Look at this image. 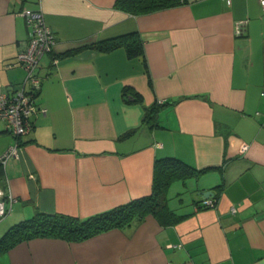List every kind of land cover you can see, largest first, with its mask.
I'll return each mask as SVG.
<instances>
[{
    "label": "crops",
    "instance_id": "0c3cea01",
    "mask_svg": "<svg viewBox=\"0 0 264 264\" xmlns=\"http://www.w3.org/2000/svg\"><path fill=\"white\" fill-rule=\"evenodd\" d=\"M114 2L0 0L1 91L25 77L16 64L30 30L23 10L41 8L56 37L35 98L45 111L1 168L0 190L13 200L0 240L36 211L84 218L150 195L156 159L210 169L169 185L170 208L189 214L176 223L147 215L81 241L3 242L0 264H264V6L185 0L133 15ZM132 31L142 55L88 47ZM160 101L152 123L144 105ZM14 140L1 122L0 154ZM187 188L195 194L184 200ZM204 190L215 206L196 209Z\"/></svg>",
    "mask_w": 264,
    "mask_h": 264
},
{
    "label": "trees",
    "instance_id": "16d2710c",
    "mask_svg": "<svg viewBox=\"0 0 264 264\" xmlns=\"http://www.w3.org/2000/svg\"><path fill=\"white\" fill-rule=\"evenodd\" d=\"M185 0H115L114 6L133 15L154 12L167 7L181 4ZM88 47L98 51H109L117 47H123L129 57L142 55L143 40L136 31L120 34L93 42ZM80 48L66 54L74 53ZM40 90V89H39ZM35 93V98L39 93ZM124 89V95L126 94ZM133 94V93H132ZM134 99L141 102L138 93ZM162 101L152 106H145V118L152 123L155 121V112ZM210 168L196 169L176 158L156 159L153 169L152 192L146 197L131 200L128 203L118 205L114 208L79 218L62 213H44L36 211L30 218L19 221L8 228L2 240L0 249H5L11 242L20 239L34 237L58 238L66 241H81L98 233L113 229L127 228L136 225L147 215L154 216L162 224H173L184 219L189 214L178 213L168 205L167 191L169 185L177 179L186 180L189 177H197L199 173ZM0 167V178H1ZM222 184L215 186L220 189ZM212 204H207L206 199L202 203L196 202V209L214 207L217 194L209 197Z\"/></svg>",
    "mask_w": 264,
    "mask_h": 264
},
{
    "label": "built area",
    "instance_id": "2783aa9c",
    "mask_svg": "<svg viewBox=\"0 0 264 264\" xmlns=\"http://www.w3.org/2000/svg\"><path fill=\"white\" fill-rule=\"evenodd\" d=\"M230 2V0H227ZM264 6V0H258ZM28 24L29 36L16 54V64L25 70L23 81L9 91L0 90V123L3 122L6 130L15 138L14 142L0 154V167H5L7 161L18 155L19 138L33 127L32 115L44 108H38L35 102V93L40 89L42 75L41 62L45 55L51 53L56 42L53 30L45 22L42 9H25L22 11ZM246 21L235 23V34L242 35ZM56 61V58L53 59ZM2 197H4L2 199ZM13 196L0 190V217L9 209ZM207 204L212 201L206 199ZM170 264V263H165Z\"/></svg>",
    "mask_w": 264,
    "mask_h": 264
},
{
    "label": "rangeland",
    "instance_id": "374dc122",
    "mask_svg": "<svg viewBox=\"0 0 264 264\" xmlns=\"http://www.w3.org/2000/svg\"><path fill=\"white\" fill-rule=\"evenodd\" d=\"M182 191H184L182 194H181V196H182V198L185 200V199H187L188 197H190L191 195L193 196L195 193V191H193L191 188H187V190L186 189H184V190H182ZM176 191L175 190H173V188L171 189V191H170V195L169 196H171V197H177V195H176V193H175ZM191 196V197H192Z\"/></svg>",
    "mask_w": 264,
    "mask_h": 264
},
{
    "label": "water",
    "instance_id": "95a60500",
    "mask_svg": "<svg viewBox=\"0 0 264 264\" xmlns=\"http://www.w3.org/2000/svg\"><path fill=\"white\" fill-rule=\"evenodd\" d=\"M202 198L208 199L209 197L214 195V192L212 190H204L201 192Z\"/></svg>",
    "mask_w": 264,
    "mask_h": 264
}]
</instances>
